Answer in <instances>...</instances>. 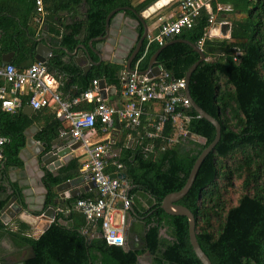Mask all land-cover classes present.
<instances>
[{
    "label": "trees",
    "instance_id": "16d2710c",
    "mask_svg": "<svg viewBox=\"0 0 264 264\" xmlns=\"http://www.w3.org/2000/svg\"><path fill=\"white\" fill-rule=\"evenodd\" d=\"M130 1L44 0L45 15L39 25L34 20L35 0H0V56L14 53L11 64L22 70L35 63L38 40L43 39L53 49L44 65L60 82L58 89L63 93L75 85V95L79 96L99 79L119 87L121 66L102 62L83 76L77 68L64 64L63 57L65 50L72 51L80 42L103 35L109 12L130 6ZM180 1L169 4L174 12L171 20L178 17ZM223 2L231 5V17L226 20L230 24L229 38L204 39L205 59L191 73L188 85L193 101L219 123L220 138L177 204L193 214L196 240L211 264H264V0ZM82 3L84 19L78 21L77 9ZM214 4L212 1L213 13ZM61 12L69 13L68 19L60 21ZM208 17L203 8L190 29L163 39L162 45H166L157 55L156 65L173 79H184L199 58L180 40L197 45L203 39ZM159 48L157 42L146 38L131 69L144 72ZM94 107L95 103L81 102L73 109L92 111ZM185 115L187 135L174 142L169 141L175 134L169 122L155 138L144 136V122L137 131L124 129L135 138L131 147L122 142L125 131L118 142L113 139L117 162L122 165L121 169L113 168L123 173L130 185L127 195L131 205L126 216L135 224L129 231L140 238L133 249L107 245L100 236L99 222L92 228L75 210L77 201H95L98 196L68 200L67 215L58 213L35 239L21 235L20 230L10 232L0 222V241L8 236L22 247H31L34 256L23 264H201L189 243L187 219L168 215L161 208L167 194L184 186L195 160L215 136L213 126L192 107ZM35 120V115L28 116L22 109L13 114L0 109V136L8 139L0 149L1 163L20 165L18 154L25 145V132ZM95 128L99 130L98 122ZM60 131H64L60 122L50 114L35 135L43 153L49 151ZM80 168L73 158L56 172L45 170L48 207H55L53 189L75 179ZM105 172L110 173L109 167ZM13 193L24 208L19 190ZM141 197L147 199L146 209L139 203ZM3 205L0 203V209Z\"/></svg>",
    "mask_w": 264,
    "mask_h": 264
},
{
    "label": "built area",
    "instance_id": "2783aa9c",
    "mask_svg": "<svg viewBox=\"0 0 264 264\" xmlns=\"http://www.w3.org/2000/svg\"><path fill=\"white\" fill-rule=\"evenodd\" d=\"M212 1L215 0H181L177 19L159 21L157 33L148 35V41H155L162 46L163 39L177 35L184 29H190L200 10L209 7ZM35 11V22L40 25L45 15L44 0H35ZM207 13L208 26L203 39L196 45L201 50L204 39L220 38L211 35L214 25L218 24L221 27L228 24L225 21L217 23L213 14ZM238 51L237 49L236 53ZM156 67L159 69L158 74L151 78L136 69L122 73L120 76L122 96L126 102L122 107H114L100 99L97 80H93L91 86L79 96L68 100L58 92L59 82L47 71L44 64L36 63L18 70L12 64H3L0 57V77L9 84V91L13 95L12 98H6L5 88L0 87V102L6 112L13 113L22 107L15 96L19 93L23 94L24 90L28 89L29 107L34 111L54 107L55 116L68 123V133L63 132L61 135L69 134L73 142L80 144L86 155V161L82 163L80 170L89 181L94 183L98 196L95 201L89 199L77 201L75 210L84 215L87 224L92 228L99 222L100 236L110 246H124L126 214L131 205L127 195L130 189L129 182L125 177L112 178L105 172L109 163L116 169L122 168L116 159L118 150L113 148L114 142L110 137L112 131L114 132L115 123L122 124L129 131H137L146 118L144 126L148 130H145L144 136L147 138L160 136L164 125L168 122L175 127V134L170 142L187 135L184 125L187 121L185 111L191 107V104L184 93L185 81L173 79L160 66ZM81 102H93L95 107L92 111L73 110V107ZM154 104L159 106L155 116L147 110L149 105ZM95 122H98L100 132L106 136L104 142H89L90 135L96 129ZM7 141V138L0 136V149ZM116 214H118V223L115 222Z\"/></svg>",
    "mask_w": 264,
    "mask_h": 264
},
{
    "label": "crops",
    "instance_id": "0c3cea01",
    "mask_svg": "<svg viewBox=\"0 0 264 264\" xmlns=\"http://www.w3.org/2000/svg\"><path fill=\"white\" fill-rule=\"evenodd\" d=\"M173 1L174 0H162V1L161 0H131L130 6L116 7L112 9L107 15L106 20L109 15L110 17H109V26H108L109 30L106 35L107 36L106 39L97 40L96 37L90 39L86 43L80 42L78 45H83L85 52H87L89 56L92 58V60L96 63L98 62V57L96 56L95 53H93L92 50L94 49H96L102 55L101 57L103 61H101L100 63L111 62L115 65L121 66L122 71H120L118 74L120 78L122 73L127 72L126 63L131 53L136 49V46L140 38L144 35V32L146 33V37L144 38L145 40L148 35H155L157 33V29L160 25L159 21L161 20L168 21L173 18L174 12L172 11V8L169 7L170 6L169 4H171ZM214 2H215L214 13L211 3L209 7H206L205 10L213 14V16L215 17V21L217 23L223 21L226 22V20L229 17H231V14H229V12L231 11L230 3L223 2V0H215ZM84 12H85V4L82 3L79 5L77 9L76 19L78 21H82L84 19ZM137 15L138 16L140 15L142 22H140L137 19L136 17ZM68 16L69 13L67 14L65 12H61L60 21H63V19L66 18L68 19ZM106 20L104 25H106ZM105 34L106 33L104 29L103 35ZM78 45L72 51L65 50V56L63 57V62L66 65L77 68L83 76H86L92 70V68H94L98 64H95L94 66H90L84 54L80 51L79 48H77ZM9 54L10 53L0 56L2 63L6 62L3 60V57ZM11 54L12 57L10 58L8 64H11V62L14 59V53ZM35 55H36V51H35ZM35 55L33 56L34 61H35L34 59ZM36 63L38 62L35 61V63L33 64ZM15 68L18 69L17 67ZM101 81H104L105 84L103 90H101V85H100ZM67 82L69 83L68 80ZM97 82L100 93V99L105 104L114 107H122L125 104L126 101L122 96L121 82L119 87H116L114 85H109L103 79H99L97 80ZM59 86H60V82L58 87ZM0 87L5 88L4 96L6 98L13 97V95L9 91V87H10L9 84L1 77H0ZM57 90L58 92L61 93L64 99L70 100L78 96L75 95L77 92V88L75 85H70V88H68L66 94L59 89ZM15 97L17 98V100L21 102L22 107L20 109H22L23 112V108L25 106H29L28 89H25L23 94L22 93L16 94ZM86 103H93V102H86ZM0 109L6 112L2 108L1 102H0ZM20 109L15 110V112L19 111ZM147 110L150 112L151 115L155 116V114L159 110V106L156 104L149 105ZM76 111H80V110H76ZM50 114H54L55 116L56 113L54 107L43 108L36 111L32 109V112L29 115L26 114L28 116L35 115L36 120L32 124V126L29 127L25 132V138H26L25 145L18 154L20 165L19 166L9 165V164L7 165L4 162L0 164V203L3 202L5 205L10 199L14 198L15 205L19 207L20 205L17 196H15L13 193V190L17 189L19 190L20 196L22 197V201L25 205L24 208L22 206V214L20 217L10 218L9 216L0 214V222L4 224V226H6L10 232H15L20 230L21 235H24L27 238L29 237L34 239L37 238L49 227V225L53 221V220H48L46 217L41 218L43 213H45V211L48 208V206L46 205V197L48 194V190L44 184L45 170L56 172L59 168L65 166L67 163L73 160V158H76L79 164L81 165L83 162L86 161V155L84 154L83 149L79 146L80 144L77 142H73V140L69 138L68 141H64L63 143L70 144L74 149H72L69 154H67L63 159H60L57 163L55 162L51 164V166L43 165V163L41 162V157L44 154L43 153L44 149L43 150L39 149L40 147L43 148V145L41 144V142L35 139V135H37L40 132V130L45 126L46 120ZM57 119L60 122L62 129H64V131H60V134L54 140L63 137L61 135L63 132L68 133L69 131L68 123L66 121H63L62 119L59 118ZM145 119H143L144 122ZM117 125L120 124L115 123L114 127ZM124 129L125 128L123 126L114 129V132L112 131L110 136L112 141L114 139L116 140V142H118L119 135L125 131ZM104 140H106V136L103 135L98 129H95L94 133L91 134L89 137V142L91 143H101L104 142ZM122 142L127 147H131L133 144H135V138L130 136V134H128V132L125 131V136L123 137ZM51 147H52V143L50 149ZM108 167L110 172L109 176L116 174H123L117 172L116 169L114 170L113 165L111 163H109L106 168ZM75 178H79V179L82 178V179L77 180V182L73 183V186H70V189L65 188L64 189L65 191L81 189L82 193H80L76 197H81V196L84 197L94 196L95 198L97 197V192L95 188L88 187L86 189V186H88L90 181L86 177V175H84L81 172V170L79 171V175L76 176ZM55 189L56 188L53 189V194H55L56 196L57 194ZM70 199H74V198L63 199L61 203V205L64 207L63 211L58 210L57 206L55 205L56 212L54 218L60 212L67 215V209L65 205L66 202ZM139 203L143 209H146L148 207L147 199L141 197L139 198ZM116 217L118 219V214L115 215V219ZM116 223H118V220ZM63 224L66 223L63 222ZM133 224H135L134 220L130 219V217L127 215L126 229L128 230L131 229V226ZM21 225H25L26 227L24 228L25 230L21 228ZM133 234L135 233L133 232ZM30 248L31 247L28 246L22 247V245L18 241H15L10 237L5 236L0 241V264H23L25 260L31 259L34 256V252L33 255H31V253L29 252Z\"/></svg>",
    "mask_w": 264,
    "mask_h": 264
},
{
    "label": "water",
    "instance_id": "95a60500",
    "mask_svg": "<svg viewBox=\"0 0 264 264\" xmlns=\"http://www.w3.org/2000/svg\"><path fill=\"white\" fill-rule=\"evenodd\" d=\"M109 17H110V15L108 16V18L106 20V25H105V33L106 34L103 36L97 37L96 38L97 40H104L107 38L106 35L108 33V30H109L108 29ZM136 17L140 22H142L140 15L139 16L137 15ZM219 30H220V34H219ZM229 31H230L229 24H224L221 27H219V25L216 24L211 29V35H212V37H218L219 36L222 39H228L229 38ZM145 37H146V33L144 32V35L140 38V40L136 46V49L131 53V55H130L127 63H126L127 72L133 71L130 67L131 63L134 60V58L136 57L138 50H139V47L141 46L142 41L144 40ZM180 42L188 44L199 56L198 60L193 65H191V67L186 72V75L184 77V81H185L184 93H185L186 97L189 99L191 107L194 109V111L201 118L205 119L207 122H209L213 126V128L215 130V136H214L213 141L200 153V155L195 160L184 186L177 192H172V193L167 194L162 200L161 208L168 215L182 216V217H185L187 219L189 243L191 245V248H192L196 258L200 261L201 264H211L209 258L201 250V248H200V246L196 240V236H195V232H194L195 220H194L193 214L186 207L177 204V202L188 192V190L190 189V187L193 183V180L195 178V175L198 171V168H199L201 162L203 161V159L206 157V155L214 148V146L219 141L220 125L215 120V118H213L212 116L207 114L204 110H202L193 101V99L191 98L190 93H189L188 85H189V79H190L191 73L195 70L197 65L205 59L204 53L195 44H192V43H190L188 41H184V40H180ZM165 45L160 46V48L149 59L147 68L144 71V73H146L149 78L158 74L159 69L156 67V63H157L156 58H157V55L159 54V52L165 47ZM77 48H79L80 51L84 54L85 58L87 59L88 63L90 64V66H94L95 64H99L101 61H103V59L101 57L102 56L101 53L98 52L96 49H94L92 51L98 57L97 63L92 60V58L89 56V54L87 52H85L83 45H78ZM52 51H53V49L43 39H39L38 45L36 47V55L34 57L35 61H37L38 63L44 64L46 62V60L48 59V57L50 56V54L52 53ZM11 57H12L11 53L9 55H5L3 57V60L6 62L3 64H8ZM100 85H101V90H103L105 87L104 81H101ZM23 112L25 114L29 115L32 112V108L29 106H25L23 108ZM69 138H70V135L67 134V135L60 137V138H58L52 142L51 149L49 151L45 152L43 154V156L41 157V162L43 163L44 166H51V164H53L55 162L57 163L60 159H63L67 154H69L72 149H74V148H72V146L70 144H64L63 143L64 141H68ZM39 149L43 150L42 147H40ZM111 177L112 178H115V177L124 178L125 175L124 174H116V175H112ZM80 179H82V178H80ZM80 179L75 178V179H72L70 181H66V182H64V183H62L56 187L55 191H56L57 195L53 199V204H55L57 206L58 210H60V211L63 210V206L61 205L63 199L75 198L77 195L82 193L81 189H74V190H67V191L64 190L65 188L70 189V186H73V183L77 182V180H80ZM88 187L95 188L94 183L90 181L88 186H86V189ZM55 212H56L55 207L49 206L47 208V210L45 211V213H43L41 218L46 217L48 220H53L54 216H55ZM0 214H4L6 216H9L10 218L20 217L22 214V207L21 206L17 207L15 205L14 198H12L1 208ZM124 240H125V244H124L123 248H128V249H133L135 243H140V238L136 234H132L128 229H126V231H125ZM29 252L31 253V255H33V249L32 248L29 249Z\"/></svg>",
    "mask_w": 264,
    "mask_h": 264
},
{
    "label": "rangeland",
    "instance_id": "374dc122",
    "mask_svg": "<svg viewBox=\"0 0 264 264\" xmlns=\"http://www.w3.org/2000/svg\"><path fill=\"white\" fill-rule=\"evenodd\" d=\"M115 220H116V222H117V220H118V219H117V217H116V219H115Z\"/></svg>",
    "mask_w": 264,
    "mask_h": 264
}]
</instances>
